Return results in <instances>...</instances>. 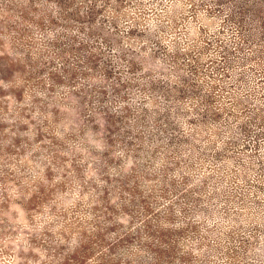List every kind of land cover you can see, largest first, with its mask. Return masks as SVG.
Instances as JSON below:
<instances>
[{
    "label": "clouds",
    "instance_id": "obj_1",
    "mask_svg": "<svg viewBox=\"0 0 264 264\" xmlns=\"http://www.w3.org/2000/svg\"><path fill=\"white\" fill-rule=\"evenodd\" d=\"M0 264H264V0H0Z\"/></svg>",
    "mask_w": 264,
    "mask_h": 264
}]
</instances>
